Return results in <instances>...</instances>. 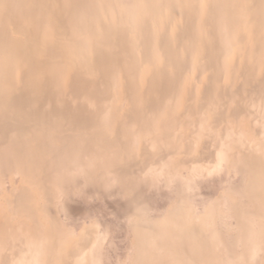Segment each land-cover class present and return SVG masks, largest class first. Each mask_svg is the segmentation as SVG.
Wrapping results in <instances>:
<instances>
[{
	"label": "rangeland",
	"instance_id": "obj_1",
	"mask_svg": "<svg viewBox=\"0 0 264 264\" xmlns=\"http://www.w3.org/2000/svg\"><path fill=\"white\" fill-rule=\"evenodd\" d=\"M37 2L0 0V264H264V0Z\"/></svg>",
	"mask_w": 264,
	"mask_h": 264
},
{
	"label": "crops",
	"instance_id": "obj_2",
	"mask_svg": "<svg viewBox=\"0 0 264 264\" xmlns=\"http://www.w3.org/2000/svg\"><path fill=\"white\" fill-rule=\"evenodd\" d=\"M5 1H7V5L5 4V6H7L6 8H8V10L10 11V9H11V7H14V8H17V7H19V6H22L23 5V3L24 4H26L25 6L27 7V5H29L30 6V9H33L34 10V8H36L37 6H38V2H37V0H32L31 2H26V1H24V0H5ZM13 8V9H14ZM33 10H31V12H33ZM13 10H11V12H12ZM24 13L27 15V14H29V11H24ZM33 14V13H32ZM15 16V15H14ZM33 16V15H32ZM35 16V17H34ZM33 16V19H32V22L35 24V22H36V18H37V14H35ZM39 18V17H38ZM41 18H43V17H41ZM15 30H16V32H18V33H25V30L26 29H23L22 27H20V25H15ZM29 33V32H28ZM25 35H27L26 33H25ZM5 39V36H3L1 33H0V42H4L5 43V46H6V50H5V52H6V54H7V56H6V59H5V62H7L8 63V60H10V58H12L13 57V55L15 54V52L13 53V54H11V50H12V47L14 46V49L15 50H21L20 52H21V55H23V57H24V55L26 56V58H27V53L25 52V49L27 48V47H25L22 43H20V42H15L14 43V45H12V47L10 46V48H9V43L10 42H12V41H5L4 40ZM28 43H29V41H27ZM30 47V46H29ZM22 50L24 51V52H22ZM7 63H5V64H3V69H6V67H7ZM30 64H33L32 62L30 63Z\"/></svg>",
	"mask_w": 264,
	"mask_h": 264
},
{
	"label": "bare ground",
	"instance_id": "obj_3",
	"mask_svg": "<svg viewBox=\"0 0 264 264\" xmlns=\"http://www.w3.org/2000/svg\"><path fill=\"white\" fill-rule=\"evenodd\" d=\"M109 28V27H108ZM110 29V28H109Z\"/></svg>",
	"mask_w": 264,
	"mask_h": 264
}]
</instances>
